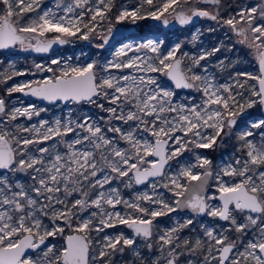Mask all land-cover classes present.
<instances>
[{
	"label": "snow or ice",
	"instance_id": "1",
	"mask_svg": "<svg viewBox=\"0 0 264 264\" xmlns=\"http://www.w3.org/2000/svg\"><path fill=\"white\" fill-rule=\"evenodd\" d=\"M41 2L0 0L3 5L0 9V49L20 45L38 53L48 52L53 44L68 43L69 38L77 34L83 40L96 34L104 41L98 47L107 44L109 36L103 35L101 28L105 21H110L114 0H70L67 3L54 0L53 7L37 11ZM193 2L215 5L217 11L212 13L193 7L189 15L176 10L180 0H165L160 6L154 0H141L140 7L121 8L115 19L136 23L151 18L167 26L169 19L164 13L168 12L174 14L181 25L191 23L194 17L217 21L242 37L240 43L256 49L259 75L237 72L231 76V83L218 84L201 62L219 52L220 47L201 51L199 55L182 53L177 57L180 43L165 53L161 52L162 41L149 39L139 45H122L115 52L117 59L102 66L106 73L110 69H131L143 73L141 75H107L98 81L95 62L82 67L66 65L59 69L58 75L52 67L45 69L37 64L38 71L46 70L54 73L53 76L7 89L9 95L20 92L49 103H87L107 116L100 117L106 127L90 116L73 119L69 112L66 121L56 119L54 126L41 120L38 125H16L15 133L0 128V170L28 177L21 182L19 178L0 175V264H115L112 257L124 253L126 248L133 250L136 257L133 264L136 261L139 264H182V257L188 258L187 264H264V131L259 134V143L249 139L256 135L252 129H264V119L252 122L249 130L238 135L245 155L222 165L215 173L218 196L204 195L213 177L211 161L206 157L197 156V165L183 166L177 175L169 176L165 171L170 160L191 150L190 145L212 148L218 139L229 135L236 124L235 117L245 107L251 108L257 103L264 105V3L237 6L234 15L224 18L219 11L222 0ZM144 5L148 7L145 9ZM29 12L37 14L21 23L24 14ZM111 32L109 26V35ZM48 33L57 35L49 39ZM192 39L195 41L197 36ZM145 49L155 55L138 54ZM129 52L137 54L129 57ZM185 59L191 62L187 66H184ZM52 64H59V61L52 60ZM217 66L223 68V61ZM11 67L10 74H0V82L7 83L14 76L26 74ZM195 68H200L203 74L194 71ZM151 73H163L176 89L200 92L201 102H175L174 92L161 86ZM249 80L256 84H248ZM245 91L250 93L248 97ZM41 111L45 109H37L35 105L7 110L5 100L0 98V116H6L8 122L19 117L31 120ZM70 135L74 138L65 139ZM54 138H58L55 143L38 146ZM120 141L127 144V148L121 147ZM149 156L157 159L148 161ZM143 164L150 166L142 168ZM194 167L204 171L194 172ZM224 177L231 178L232 182ZM123 178H128L125 187H131L133 182L145 184L150 178L167 182L152 183L151 193L137 194L135 201L130 202L123 199L118 188L106 187ZM180 178L188 183L182 184ZM193 182H196L194 189ZM158 187L173 193L176 199L172 204L162 198ZM190 190H194V194L186 196ZM211 200H219L220 204L213 205ZM141 201L159 205V208L149 210ZM121 204L141 215L121 214L115 210ZM182 207L197 215L206 214L228 222L227 231L234 232L237 239H231L225 230L203 226V236L207 239L182 238L179 233L193 224L189 218L158 235L154 245L155 218ZM84 213L89 214L84 216ZM117 224L126 225L135 236L142 237L149 251L157 247L160 257L146 262L133 247L136 239L123 233L114 237L105 235L97 241V249L91 247L93 231L101 233ZM249 235L251 238L245 241L243 237ZM50 237H63L64 244H47ZM26 250L35 252V257L26 255Z\"/></svg>",
	"mask_w": 264,
	"mask_h": 264
},
{
	"label": "rangeland",
	"instance_id": "2",
	"mask_svg": "<svg viewBox=\"0 0 264 264\" xmlns=\"http://www.w3.org/2000/svg\"><path fill=\"white\" fill-rule=\"evenodd\" d=\"M69 0H64L67 3ZM165 0H154L157 6L162 5ZM263 3L262 0H222L221 7L219 8L221 16L227 18L229 15H234L235 11L238 10L237 6H256L257 4ZM54 0H42L41 7L37 11L42 9H47L48 6H53ZM115 6L112 9L110 15V21H105L102 25L101 32L105 36H109L107 44L104 47H98V45L103 44L104 41L99 35L93 34L88 40L79 39L77 36L69 38V42L66 46L57 48L45 57L28 56L21 53L19 46L12 47L5 51L0 52V74L8 73L10 74L14 66L17 71H23L26 74L20 76H14L7 83L0 82V98H3L6 102V109L10 110L13 107H28L29 105H35L37 109H45L41 111L39 116H33L31 120L25 117H19L16 121L8 122L6 116H0V128H6L9 131L15 133L16 125L23 127L31 126L32 124L38 125L41 120H46L50 125L54 126V121L60 119L62 122L66 121L69 112H71L72 118H82L84 116L92 117L93 121L101 123L102 126L106 127L104 121L100 120V117L107 116V113L102 112L99 108L94 105L87 103L75 104L69 102L67 105H61L60 103L56 105H45L42 102L32 99H25L20 92H13L11 95L8 94L7 89L12 86L24 82H32L37 80L46 79L53 76L54 73L48 71H38L35 65L39 64L43 68L52 67L57 70L55 74H59V69L65 67L66 65L74 67L86 66L88 63L95 62L97 67V79L101 76L114 75H141L143 73H136L131 69H112L109 72H103L102 66H106L109 61H115V52L118 50L116 47L121 40H129L133 45H139L137 42V37L141 34L145 36L146 39L155 40L157 42L162 41L161 52H167L176 43L181 44L180 50L176 53L177 57H180L182 53H188L191 55H199L201 51H210L214 47H220V51L215 53L213 56L208 57L207 60L202 61V65H206L208 68V74L214 75L216 82L222 84L225 82L231 83V76H234L237 72L251 73L259 75L257 66V51L254 48H249L247 44L240 43L242 37L237 36L233 31H231L227 26L218 24L217 21L202 17L195 24L190 27H179V28H167L163 29L154 23L151 18H146L144 20H139L136 23H132L130 20H125L117 22L115 17L121 8H127L129 10L140 7L141 0H114ZM148 6L144 5L146 9ZM193 7H198L201 9H206L212 13L217 11L216 6L202 5L201 3H194L193 0H180L179 7L177 11H185L187 14L190 13V9ZM3 5H0V9ZM79 11V10H78ZM171 12V9H169ZM36 12H29L24 14V19L21 23H26L30 18L36 16ZM62 14V13H61ZM169 19V22L175 20L174 14L169 15L168 12L164 13ZM87 19V17H85ZM111 26V35L108 33V28ZM209 29H214L210 31ZM57 35L56 33H48L47 37L51 39ZM196 35L197 39L193 41L192 37ZM33 41L32 43H34ZM120 46V45H119ZM137 54L134 52H129L128 56ZM141 56L147 54L148 56H154L155 54L148 52L146 49L138 53ZM120 59H126V57H121ZM52 60H58L59 64H52ZM223 61L224 67L220 68L217 65ZM190 60L185 59L184 66L190 64ZM194 71L202 73L200 68H195ZM155 77L158 83L174 92V101L177 103L185 104H196L200 103L202 100V94L195 91L194 89H176L174 88L168 77L163 73H151ZM241 80L245 77H240ZM248 84H256V81L249 80ZM245 97L250 95L249 92L245 91ZM239 99V98H238ZM241 102H243L241 100ZM239 111V110H238ZM264 119L261 104L257 103L251 108L245 107L244 111L235 117L236 124L231 129L229 135L224 136L222 140L218 139L217 144L212 148H195L190 147V151H185L176 159L170 160L168 165L165 166V171L169 176L177 175L183 166L187 165H197V156L206 157L211 161V171L213 172V177L208 182V187L206 189V196H218L216 192V178L215 173L220 169V167L229 162H234L235 158L243 157L245 151L241 150L242 141L238 139V135L243 131H247L251 128V123ZM256 135L255 137H249V139L254 140V142H260V132L264 129H252ZM211 131L210 129L208 130ZM226 131H228L226 129ZM20 135L28 136L29 133H20ZM108 135H112L109 133ZM144 138L154 140V138L147 136V134H142ZM178 135H182L181 133ZM74 136L70 135L65 137V139H73ZM58 138H54L46 142L44 145L38 146H48L55 143ZM171 144L172 142L169 141ZM15 147V145H13ZM120 146L127 148V144L120 141ZM61 151L63 147L61 146ZM148 161L155 160L152 156L146 158ZM149 164L141 165L142 168L149 167ZM194 172H203L204 169L199 167L193 168ZM0 175L12 176L13 179L19 178L21 182L28 180V177L24 174H12L6 171H0ZM224 180L232 182L229 177H224ZM238 179V178H237ZM128 182V178H123V180H114L110 186L118 188L123 199L130 202H134L137 194H142L144 192L151 193L153 190L151 188L152 183L162 184L167 182V180L161 181L159 178L151 179L146 182L143 186H137L134 182L131 187H125ZM182 184H186L187 180L185 178H180ZM157 191L162 194V198L168 203L172 204L176 197L171 191L163 187H158ZM142 206L148 208L149 210H154L159 208V205L149 204L147 202H140ZM211 204L219 205L218 200H211ZM111 210V209H110ZM120 211L121 214L138 216L141 215L135 212L133 209L124 207L123 204L118 205L115 209ZM89 213H84L87 216ZM192 219L193 224L184 228L179 234L182 238H187L195 241L196 238L207 239L203 236V227L214 228L217 231L225 230L226 234L229 235L231 239H237V235L234 232L227 231L230 225L226 221H219L218 218H212L206 214L202 217L196 215L184 214L174 211L165 216L156 217L153 221V244L157 242V237L163 234L165 230L176 227L180 223H184L187 219ZM47 223V221H45ZM203 226V227H202ZM123 233L126 237H134L136 239V245L133 247L140 252V254L145 258L146 262L155 261L160 257V251L157 247H154L151 251L144 247V240L142 237L135 236L133 231L129 229L126 225L117 224L115 227L105 228L103 232L96 233L93 231L91 237L93 243L91 247L93 249L98 248L97 241H99L105 235L116 236ZM66 234H68L66 230ZM251 236H245L243 239L246 241L250 239ZM47 244H56L61 246L64 244L63 237H57L55 239L49 238L46 241ZM35 257L36 253H30ZM135 256L133 255L132 248H126L124 253H116L112 259L115 264H133ZM187 257H182V264H187ZM202 259V257L200 258ZM139 264V261H136ZM214 264V262H213Z\"/></svg>",
	"mask_w": 264,
	"mask_h": 264
},
{
	"label": "water",
	"instance_id": "3",
	"mask_svg": "<svg viewBox=\"0 0 264 264\" xmlns=\"http://www.w3.org/2000/svg\"><path fill=\"white\" fill-rule=\"evenodd\" d=\"M262 2L264 3V0H262ZM202 5H211V4H204V3H201ZM211 6H215V5H211ZM200 18L202 17H194L193 18V21L187 25H181L179 24V22L175 19L173 22H169V24L167 26H165L161 21H158V20H154V23L156 25H158L159 27L163 28V29H167V28H179V27H190L191 25L195 24ZM35 43V42H34ZM67 43L65 44H53L52 47L49 49L48 52H41V53H38L36 51H34L33 49L31 48H22L20 45H17L19 46L20 48V51L21 53L25 54V55H28V56H37V57H45L47 56L48 54H50L51 52H53L54 50H56L57 48H60V47H63V46H66ZM10 49V48H8ZM7 49H0V52L2 51H5ZM257 66H258V71H259V62H257ZM170 81V80H169ZM171 85L175 88L174 86V83L172 81H170ZM181 90H184L183 88ZM25 99H32V100H37L39 102H42L43 104L45 105H56L58 103H60L61 105H67L69 102H64V101H56L54 103H49L48 101H45L43 99H40V98H37V97H34V96H31V95H24L23 93H20ZM262 107V112H263V115H264V105H261ZM154 159H157L156 157H153ZM0 171H5V170H0ZM153 179V178H150V180ZM188 183V181H187ZM186 183V184H187ZM195 183L196 182H193L192 184V187L194 189V186H195ZM144 184H141V185H137V186H143ZM194 194V190H190L188 193H186V196H191ZM204 195H206V192L204 193ZM219 201V200H218ZM220 202V201H219ZM177 212H180V213H188V214H191V215H196L198 217H202L204 216L205 214H200V215H197L193 212H191L190 209L188 208H180V209H177ZM219 220V219H218ZM219 221H222V220H219ZM130 229V228H129ZM132 230V229H131ZM133 231V230H132ZM133 234L135 235L134 231H133ZM30 253H33L32 250H26V255L30 254Z\"/></svg>",
	"mask_w": 264,
	"mask_h": 264
},
{
	"label": "bare ground",
	"instance_id": "4",
	"mask_svg": "<svg viewBox=\"0 0 264 264\" xmlns=\"http://www.w3.org/2000/svg\"><path fill=\"white\" fill-rule=\"evenodd\" d=\"M45 1V0H44ZM68 2H70V0L68 1ZM54 5V4H53ZM49 7H53V6H48L47 8H49ZM147 40L148 39H146L145 38V36L143 35V34H141V35H139L138 37H137V43L138 44H142V43H145V42H147ZM126 43H130L129 42V40H121L119 43H118V46L116 47L117 49H119L122 45H124V44H126ZM120 45V46H119ZM110 70H112V69H110ZM178 134H180V133H177V135ZM134 260H136V257L134 258Z\"/></svg>",
	"mask_w": 264,
	"mask_h": 264
}]
</instances>
